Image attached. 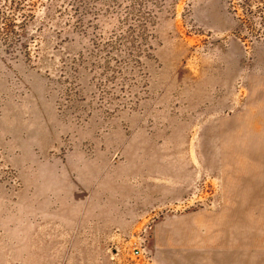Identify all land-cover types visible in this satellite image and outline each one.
Masks as SVG:
<instances>
[{
	"label": "rangeland",
	"instance_id": "rangeland-1",
	"mask_svg": "<svg viewBox=\"0 0 264 264\" xmlns=\"http://www.w3.org/2000/svg\"><path fill=\"white\" fill-rule=\"evenodd\" d=\"M229 3L24 2L0 264H264V32Z\"/></svg>",
	"mask_w": 264,
	"mask_h": 264
},
{
	"label": "trees",
	"instance_id": "trees-1",
	"mask_svg": "<svg viewBox=\"0 0 264 264\" xmlns=\"http://www.w3.org/2000/svg\"><path fill=\"white\" fill-rule=\"evenodd\" d=\"M26 0H0V41L11 43L12 40L21 39L28 22V17L22 13ZM235 1V2H234ZM230 6L237 14L240 10L245 18H238V35L242 36V27L247 29V35L254 38H263L264 32V0H230ZM256 13L262 16L257 17ZM18 15L23 19L18 21Z\"/></svg>",
	"mask_w": 264,
	"mask_h": 264
},
{
	"label": "built area",
	"instance_id": "built-area-1",
	"mask_svg": "<svg viewBox=\"0 0 264 264\" xmlns=\"http://www.w3.org/2000/svg\"><path fill=\"white\" fill-rule=\"evenodd\" d=\"M135 253H136V254H139V253H140V251H136Z\"/></svg>",
	"mask_w": 264,
	"mask_h": 264
}]
</instances>
